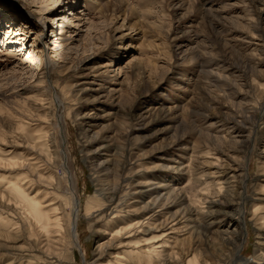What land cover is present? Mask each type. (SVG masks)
I'll return each instance as SVG.
<instances>
[{
	"label": "rangeland",
	"instance_id": "rangeland-1",
	"mask_svg": "<svg viewBox=\"0 0 264 264\" xmlns=\"http://www.w3.org/2000/svg\"><path fill=\"white\" fill-rule=\"evenodd\" d=\"M100 2L0 0V44L11 32L36 58L22 69L26 54L10 55L20 44L0 45V213L21 227L0 238V264H101L123 250L101 254L99 243L117 222L152 217L160 208L148 205L161 185L203 200L207 183L218 182L205 172L217 171L232 182L221 207L228 214L217 216L214 234L186 230L182 219L176 249L197 253L202 264H232L238 252L223 233L232 229L236 264H263L255 253L264 227L252 215L256 206L264 215V0H104L99 9ZM71 12L87 27L66 51L62 26ZM101 63L107 68L92 72ZM36 158L56 175L67 165L69 178L57 191L33 177L31 197L53 192L66 218L72 186L79 201L77 247L67 237L62 261L29 237L28 214L5 192L15 173L5 169ZM135 189L140 206L132 204ZM180 200L170 198L171 213ZM137 261L146 264L142 254Z\"/></svg>",
	"mask_w": 264,
	"mask_h": 264
},
{
	"label": "bare ground",
	"instance_id": "bare-ground-1",
	"mask_svg": "<svg viewBox=\"0 0 264 264\" xmlns=\"http://www.w3.org/2000/svg\"><path fill=\"white\" fill-rule=\"evenodd\" d=\"M103 1L104 0H101L100 3H97L99 4V9L105 5V2ZM76 17L77 15L71 12L70 15L65 18L66 23L62 26L63 33H67V38H62L60 47L66 51H71L75 48L74 42L77 41L76 39H78V37L82 36L84 32L83 30L87 27L86 22H83L80 19L76 20ZM1 30L2 29H0V35H2ZM8 34L7 40H3V42L0 44L1 46H4L5 44L8 46L20 44V46L13 49L14 51L10 54L11 56L18 57L22 52H27L25 45L20 42L22 39H17L18 37L14 38L13 36L11 37V32ZM13 35L17 36L16 33H13ZM25 54V60L19 63L22 69L27 64H32L34 60H36L33 55V51ZM106 68V65L101 63L96 65L92 72H100ZM63 104L64 103L61 101L58 107H63ZM59 119L61 124V117ZM40 150L42 153H44L43 149ZM35 160L36 161L34 164L29 165L15 161L11 164L9 169H5L10 170V173L11 171L15 172L9 174L8 178L10 180L6 183L7 187H5V192L10 198V201H13L17 207L25 209L24 212L28 214V227L26 225L24 226L27 227L25 230L27 231L29 237H33L37 240L40 250L48 253L50 256L58 255L60 257V261H62L67 257V237L69 238V244L71 248L74 249L77 247L79 201L73 192L74 189L71 183L72 187L69 188L67 192L69 196L70 214L69 217L66 218L62 208L63 205L60 202L59 197L53 192H45L43 199L38 198L40 196V192H38L36 197H31L29 189L32 188L31 186L36 185L33 177H37L36 179L39 180L40 184L48 183L49 181L50 185L53 186V188L57 191H60L61 189V179L65 178L68 180L69 178L67 165L64 164L62 167V173L60 175H56L48 173L46 171L47 169L42 168L41 163L43 161H41L40 158H36ZM213 164L218 166L219 160H216V162L213 161ZM26 170L28 173L24 172ZM217 170H219V168ZM44 172L46 173L44 174ZM46 174H49V176ZM216 175L218 176L216 177ZM221 175L222 174L219 171L212 172L210 174L205 172V178H207V176L211 178L208 179L207 182L212 181V179L217 180L218 182L207 183L210 186L209 191L211 190V193L208 194L203 200L199 199L197 194L186 196L184 192L177 193L173 186L161 185L156 192L154 191V197L151 200V204L148 205V207L152 206V208L155 209L160 208L159 210L155 211L152 217L146 219L147 221L143 220L142 222L140 220H137L138 222L128 221L127 223H124V225H120L117 222L116 225L118 228L116 226L115 229L118 230L110 235L111 238L108 243H99L98 249L101 254H104L107 249L113 246H115L117 249L123 250L121 253L117 251L115 254H111V256L101 264H133V262L140 258V254L144 255L146 264H202L197 253H191L192 251H190L186 254L187 256L183 257L177 251L176 248L178 245V237L176 235H178V232H180L182 229L178 228V226L180 225L181 220L184 218L186 222H189V224L184 226V229L186 230H192L195 228L197 230L202 229L207 234H214V232L218 231L219 227H217L216 218L217 216H220V214H228L223 212L221 207L225 204L224 201L230 197L229 193H234L231 191L232 182H229V179H219ZM236 177V174H234L232 179H236ZM247 178L248 177L245 175L244 185L246 184ZM199 180H204V178ZM4 181L5 179L0 181V187H2L3 183H5ZM28 186H30V188H28ZM246 189L247 187L245 188L243 186V193H239L241 202L244 203V207L247 200ZM134 192V199L138 201L132 204L140 206V190L138 191V189H135ZM173 195L176 199L181 197L179 203L180 209L175 213H171L168 210L169 208H167L172 203L170 202V198ZM5 198L3 197V199ZM162 208H166L168 210L166 213H164L165 217L164 215H159L163 212ZM243 210L244 209L242 208L241 204L238 209V215L241 216V218L244 216ZM262 212L263 210H261L259 206H256L252 216L257 222H261L262 226L264 227V215ZM22 221L24 222V220ZM13 222L8 219V217H5L0 213V238H9V233H13V231L15 232L16 230L19 231L21 229V227L19 230L18 227L14 228L19 223L16 225ZM244 223L245 220L243 222H240L239 220V226L244 225ZM164 228L167 229L165 230ZM16 233L18 234V232ZM140 233L144 236V239L142 240H138L137 237H135ZM223 233L227 236L226 241L233 246L235 245L234 247L237 250L236 252H238L234 256L232 262V264H236L239 261V252L241 250L240 244L237 246L239 242V232L237 230L228 229L223 231ZM261 246H264L263 237L259 238L260 249L255 253V258L264 264V249L261 248ZM39 258L40 257H38V259ZM25 264L40 263L30 260ZM42 264H48V262H44ZM137 264H140V262L137 261Z\"/></svg>",
	"mask_w": 264,
	"mask_h": 264
}]
</instances>
